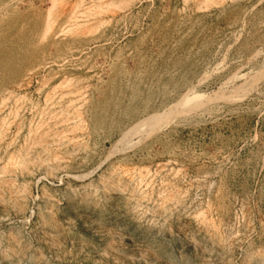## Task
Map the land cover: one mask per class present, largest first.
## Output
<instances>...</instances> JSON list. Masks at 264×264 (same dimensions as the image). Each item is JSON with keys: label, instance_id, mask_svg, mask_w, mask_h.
Segmentation results:
<instances>
[{"label": "rangeland", "instance_id": "1", "mask_svg": "<svg viewBox=\"0 0 264 264\" xmlns=\"http://www.w3.org/2000/svg\"><path fill=\"white\" fill-rule=\"evenodd\" d=\"M0 264H264V0H0Z\"/></svg>", "mask_w": 264, "mask_h": 264}, {"label": "bare ground", "instance_id": "2", "mask_svg": "<svg viewBox=\"0 0 264 264\" xmlns=\"http://www.w3.org/2000/svg\"><path fill=\"white\" fill-rule=\"evenodd\" d=\"M146 130L145 125L142 123L141 125H139L138 127L132 129L130 131V134H138L140 132H144Z\"/></svg>", "mask_w": 264, "mask_h": 264}]
</instances>
